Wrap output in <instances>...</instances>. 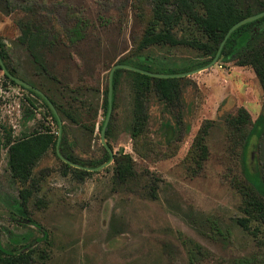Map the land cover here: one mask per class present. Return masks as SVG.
<instances>
[{"label": "rangeland", "instance_id": "rangeland-1", "mask_svg": "<svg viewBox=\"0 0 264 264\" xmlns=\"http://www.w3.org/2000/svg\"><path fill=\"white\" fill-rule=\"evenodd\" d=\"M242 1L257 5L256 0ZM153 2L0 0V41L17 77L63 105L70 102L67 88L83 89L81 124L60 118V153L63 144L66 153L90 167L109 161L100 125L106 118L110 72L119 62L146 59L167 71L206 66L195 67L204 59L189 46L140 49ZM26 19L40 23L46 33L45 43L35 50L42 64L20 41ZM187 28H179V37H188ZM181 78L174 106L152 99L145 130L133 136L132 78L119 76L106 140L114 156L132 158L138 175L134 185L116 182L114 159L97 171L67 167L57 147H51L33 171L28 204L40 229L13 219L14 201L29 185L11 179L8 151L1 147L0 244L10 247L12 235H30L23 244L32 255L30 264H230L239 257L264 264V224L251 220L248 229L237 224L246 217L243 185L264 198V89L252 67L220 59ZM241 107L250 113L251 123L239 139L226 120ZM206 121L212 123L208 156L198 167L195 143ZM47 127L57 139L59 127L45 103L7 82L0 69L2 139ZM184 241L201 244L206 255L191 262Z\"/></svg>", "mask_w": 264, "mask_h": 264}, {"label": "trees", "instance_id": "trees-1", "mask_svg": "<svg viewBox=\"0 0 264 264\" xmlns=\"http://www.w3.org/2000/svg\"><path fill=\"white\" fill-rule=\"evenodd\" d=\"M256 1L257 5L253 7L247 5L242 0H154L152 7L153 18L139 47L140 49L147 50L155 46H189L198 51L204 59L202 62L195 65V67L207 65L215 58L228 30L235 23L264 10L263 0ZM183 24L189 26V29L187 28L189 30L188 37H179L178 35V30ZM21 28V43L29 49L35 61L42 64L35 50L43 45V42L45 43V41H43V36H45L46 33L44 32L43 26L40 25V23L26 19L21 21ZM190 30H193L192 34ZM74 33L77 36L79 31L74 29ZM0 57L8 72L17 77L10 53L6 44L1 41ZM219 59L224 63L235 62L238 66L252 67L264 89V17L236 29L224 43ZM119 64L129 65L152 73L179 74L187 73L190 70L179 69L167 71L156 69L154 65L146 61V59L121 61ZM0 69L2 70L1 64ZM122 73H126L132 78L134 104L133 120L130 130L133 136H137L143 133L149 122V107L151 100L156 98L160 103L166 106H174V102L180 96L182 78H155L131 70L116 69L112 82V108L114 106L118 79ZM5 79L7 82L20 86L22 89L38 96L48 107L53 123H56L59 127L57 116L41 95L32 89H27L17 84L7 75H5ZM67 92L69 93L67 99L70 100V102L64 103V105L59 103L53 95L46 96L53 103L60 118H66V120L79 125L82 121L81 109L84 106L83 101H81L84 96V93L82 94L83 89L67 88ZM108 94L109 87L104 101L106 117L109 109ZM75 104L78 105L75 106ZM104 122L105 120L100 125V130ZM226 122L233 130L235 136L242 139L246 134L247 125L251 123V115L245 108L241 107L237 110V114L235 116H230ZM211 126L212 123L206 121L200 131V135L196 139V163L198 167H201V163L205 161L208 156L206 137L208 136ZM51 131L52 129L47 127L44 130H34V132L30 134H23L15 138L8 137L5 140L0 136V148L5 147L8 151L7 165L11 179L23 185H29V187H23L20 190L18 199L14 201L13 219L17 220V218H19L25 220L28 224L35 225L39 229L40 225L30 215L28 204L33 194L31 187L34 182L33 171L35 167L48 153L51 147H57L58 137L56 139ZM110 132L111 124L109 123L106 131V138L109 137ZM107 143L111 148L109 142ZM60 148L62 149L61 155L72 163L78 164L81 167L96 168L85 165L70 156L65 152L63 144L60 145ZM105 155L107 157L106 159L110 160V155L106 149ZM57 156L60 158L58 153ZM67 167H70L69 164ZM74 169L79 170L77 168ZM80 172L86 173L84 170H80ZM114 177L116 182L122 185H134L135 181H138V175L134 169L133 160L128 154H115ZM241 191L244 197V212L246 217L238 218L237 224L246 229L249 228V222L251 220L264 224V198L258 191L247 185H243ZM206 220L208 223L212 224L214 228L218 227L216 221L210 218H206ZM216 231L220 235L226 236L220 228H217ZM44 236H46V233H44ZM29 238L30 235L28 234L12 235L9 240L10 247H5L0 244V264H30L32 255L23 250V244L28 241ZM184 243L191 262H195L200 256L206 255V249L201 244L194 241H184ZM230 264L256 263L249 257H239L233 259Z\"/></svg>", "mask_w": 264, "mask_h": 264}, {"label": "water", "instance_id": "water-1", "mask_svg": "<svg viewBox=\"0 0 264 264\" xmlns=\"http://www.w3.org/2000/svg\"><path fill=\"white\" fill-rule=\"evenodd\" d=\"M264 17V10L260 13H257L255 15H252V16H249V17H246L242 20H240L239 22L235 23L227 32L226 36H225V39L223 40L219 50H218V53L217 55L215 56V58L209 63L207 64L206 66L202 67V68H199V69H196L194 71H190V72H187V73H179V74H165V73H152V72H147V71H143V70H140V69H137L135 67H132V66H129V65H123V64H116L114 65V67L112 68L111 72H110V76H109V94H108V100H109V109H108V113H107V117L105 119V122H104V125L101 129V141H102V145L104 146V148L108 151L109 155H110V160L104 164H102L101 166L99 167H96V168H86V167H81L79 166L78 164H75V163H72L71 161L67 160L66 158H64L59 149H58V145L60 143V139H61V131H62V121L53 105V103L49 100V98L40 90H38L37 88L33 87L31 84H29L28 82L18 78V77H15L13 76L10 72H8V70L5 68L3 62H2V59L0 57V64L2 66V71L4 72L5 75H7L10 79H12L13 81H15L17 84L27 88V89H32L34 91H36L39 95H41L45 100L46 102L50 105V107L52 108V110L54 111L55 115L57 116L58 118V121H59V134H58V141H57V153L58 155L60 156V158L67 164L69 165H72L74 167H77V168H80V169H85V170H90V171H97V170H100V169H103L105 168L106 166L110 165V163L112 162V160L114 159V152L113 150L108 146V143H107V140H106V131L108 129V125L110 123V120H111V115H112V100H113V86H112V82H113V75H114V72L116 69H126V70H131V71H135V72H139V73H142V74H145V75H148V76H151V77H155V78H163V79H169V78H181V77H186V76H190L192 74H195L197 72H200L202 70H205L209 67H211L212 65H214L219 57H220V53H221V50H222V47L224 45V43L226 42V40L228 39V37L236 30L238 29L239 27L247 24V23H250V22H253V21H256L260 18Z\"/></svg>", "mask_w": 264, "mask_h": 264}]
</instances>
